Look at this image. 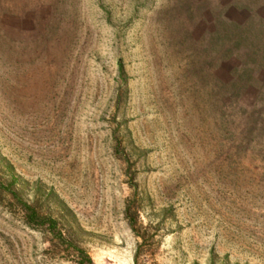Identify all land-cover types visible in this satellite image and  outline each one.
<instances>
[{
	"label": "rangeland",
	"instance_id": "obj_1",
	"mask_svg": "<svg viewBox=\"0 0 264 264\" xmlns=\"http://www.w3.org/2000/svg\"><path fill=\"white\" fill-rule=\"evenodd\" d=\"M264 264V0H0V264Z\"/></svg>",
	"mask_w": 264,
	"mask_h": 264
},
{
	"label": "trees",
	"instance_id": "obj_2",
	"mask_svg": "<svg viewBox=\"0 0 264 264\" xmlns=\"http://www.w3.org/2000/svg\"><path fill=\"white\" fill-rule=\"evenodd\" d=\"M21 209L28 224L34 227H46L47 233L51 236L49 240L52 246L63 249L62 251H65L68 257H72L76 264H94L89 253L76 245L70 231L60 227L59 220L45 217L36 206L28 202H23ZM145 251L144 246L138 247L134 258L135 264H150L149 260H141V256L148 254L144 253Z\"/></svg>",
	"mask_w": 264,
	"mask_h": 264
}]
</instances>
